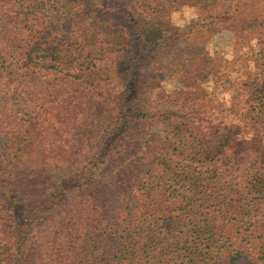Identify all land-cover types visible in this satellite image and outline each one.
<instances>
[{
  "label": "trees",
  "instance_id": "obj_1",
  "mask_svg": "<svg viewBox=\"0 0 264 264\" xmlns=\"http://www.w3.org/2000/svg\"><path fill=\"white\" fill-rule=\"evenodd\" d=\"M188 1L180 27L182 0H0V264H264V34L238 33L264 0ZM214 31L253 52L238 103Z\"/></svg>",
  "mask_w": 264,
  "mask_h": 264
},
{
  "label": "rangeland",
  "instance_id": "obj_2",
  "mask_svg": "<svg viewBox=\"0 0 264 264\" xmlns=\"http://www.w3.org/2000/svg\"><path fill=\"white\" fill-rule=\"evenodd\" d=\"M57 6L60 7L61 5L57 4ZM198 11V8H196L194 5H190L188 0H182L178 8L173 10L172 13L166 16L163 20L168 23H172L173 25L179 26V23L173 22L172 15L173 13H179L180 15L177 19L178 21L183 22L182 27H186L197 18ZM245 11L246 12L244 16H242L241 25H239L238 29V33H240L239 37L241 38L243 36L241 39H239V43L243 44L244 41H248L254 47V44L257 45L256 35L261 33L264 34V2H260L258 4L249 3L246 6ZM60 13L63 16L70 12L67 7L61 6ZM185 13H187V15ZM111 29H113V27ZM113 35L119 37L120 41L126 39V43H128L127 49L134 48L133 46H135V41L133 42L131 37H129L125 28L117 26L115 28V34ZM193 39H195L198 43L206 45L209 49V52H211L213 55L216 54L217 50H219V55L221 56L220 65H223L220 69H223L224 72L226 69H230V74L228 71V75H230L231 79L229 81L225 80V82L218 87L215 86V84H212L209 90L211 92L215 91L214 93L218 94V97L220 98H230V100L232 99L236 103L242 101L245 98V92H243L241 88H238L236 83H233V81L236 80L238 75H241L243 78L247 73H249V71H251L250 69H257L255 61L253 62L252 58L248 57L249 55H252L253 52H251L250 49L248 50L247 46L236 49V46H234L235 39L233 38V35L227 31H214L211 33H204L203 35L198 34L194 36ZM183 46L184 44L180 45L179 47L182 48ZM115 55L118 56L119 53ZM177 55L178 54L173 51L168 53L161 60L159 66L161 65L160 67H164V69H180L181 67L171 68L173 63L180 62L184 58H182V56L177 57ZM172 60L174 62H171ZM124 61L125 56L122 55L118 63L124 65ZM115 67H117V65L111 64L110 62H108L106 66L107 69H115ZM178 86V76H165L164 81L162 82L163 91L166 90L168 92H173Z\"/></svg>",
  "mask_w": 264,
  "mask_h": 264
},
{
  "label": "clouds",
  "instance_id": "obj_3",
  "mask_svg": "<svg viewBox=\"0 0 264 264\" xmlns=\"http://www.w3.org/2000/svg\"><path fill=\"white\" fill-rule=\"evenodd\" d=\"M187 15V13H185ZM173 22L174 23H179V26H183V22L182 21H178V17H179V13H173Z\"/></svg>",
  "mask_w": 264,
  "mask_h": 264
}]
</instances>
